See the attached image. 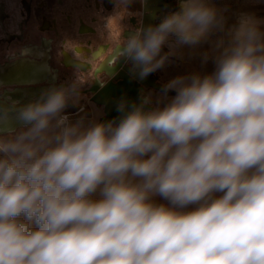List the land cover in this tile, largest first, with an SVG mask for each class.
Returning a JSON list of instances; mask_svg holds the SVG:
<instances>
[{
    "label": "clouds",
    "instance_id": "clouds-1",
    "mask_svg": "<svg viewBox=\"0 0 264 264\" xmlns=\"http://www.w3.org/2000/svg\"><path fill=\"white\" fill-rule=\"evenodd\" d=\"M177 5L113 55L144 81L208 45L206 70L109 120L73 119L75 84L0 101V264H264V18Z\"/></svg>",
    "mask_w": 264,
    "mask_h": 264
},
{
    "label": "flooded vegetation",
    "instance_id": "flooded-vegetation-1",
    "mask_svg": "<svg viewBox=\"0 0 264 264\" xmlns=\"http://www.w3.org/2000/svg\"><path fill=\"white\" fill-rule=\"evenodd\" d=\"M27 11L21 16V24L24 25L30 18H32L33 10L40 12L38 29L42 31H51L53 36H42L37 40V44L30 42V44H24L25 33L23 28L19 29L17 33V39L21 42L19 51L22 48L28 47L32 49V54L24 57L19 56L12 61L5 62L0 70V96L8 93L6 102L11 105V101H19L20 103H27L35 98H38L42 89H47L52 86H56L57 80L56 75L51 69L50 59L51 51H53V45L56 41V29H57V14H64V25L66 30L70 31L72 24L71 16L67 11L64 13L57 11V4L63 5L64 10H67V0H52V7L54 11H49L50 16L47 17L46 12L49 10L47 0H26ZM72 1V0H71ZM112 0H102L101 5L105 10H111L113 7ZM142 13L139 20V24H135L136 29L141 26H148L149 24H157V18L159 15H163V12L172 6L171 0H142L141 1ZM67 4V5H66ZM33 5V7H32ZM39 7V9L37 8ZM51 7V8H52ZM100 5L96 6L95 9H99ZM31 11V12H30ZM53 13V15H51ZM160 19H162L160 17ZM134 27V28H135ZM58 30V29H57ZM73 31V29H72ZM129 31H135L132 29H125L122 32V36L125 37ZM74 36L71 37L69 42L74 44L73 51L81 54V58H75L66 49L60 51V63L65 68L78 69L81 72L88 73L92 72L93 79L89 86L86 88L95 93L91 94L92 101L98 103L104 109L109 107L111 101L116 103L121 97H126L129 100H135L138 96L140 89H155L159 90L161 84L154 79L151 75L144 81L133 79L129 75V63L120 60L117 56L113 55L114 50L120 45V43H114L110 52L106 53V49L109 44L102 41L98 44V47L94 50H89V34L94 33V28L83 20H80L73 31ZM119 34V33H118ZM80 37V38H79ZM59 40L65 43L64 37H59ZM51 41V43H48ZM43 53V56L38 55ZM90 53V54H88ZM99 58V59H98ZM95 60L96 64L93 66L91 61ZM17 72L18 75H13ZM103 74L107 77L104 82H101L98 75ZM32 80L30 83H10L9 81L14 80ZM108 85L104 87L106 84ZM116 93L115 95H113ZM112 95V96H110ZM3 99V98H2ZM110 99V100H109ZM96 100V101H95ZM109 100V101H108ZM105 115V113H104ZM103 115V116H104Z\"/></svg>",
    "mask_w": 264,
    "mask_h": 264
},
{
    "label": "rangeland",
    "instance_id": "rangeland-1",
    "mask_svg": "<svg viewBox=\"0 0 264 264\" xmlns=\"http://www.w3.org/2000/svg\"><path fill=\"white\" fill-rule=\"evenodd\" d=\"M60 2V0H57ZM69 1V0H67ZM102 0H70L68 5L70 7L67 10H64L63 5L57 4V11L65 12L67 11L71 16L72 24L70 25L71 29L75 31L76 26L80 20L88 22L93 28L94 33L89 34V43L88 48L89 50H94L98 47V44L102 41L109 44L108 48L106 49V53L110 52L114 43H122L124 38L121 34L125 29H132L137 30L135 24H139V20L142 13V0H131L130 3H117L116 0H112L113 7L111 10H105L101 5ZM172 6H170L167 11L163 12V15H159L157 18V23L160 21V17L162 18L164 15L171 11H175L178 9L177 0H171ZM52 0H47L48 8L46 15L47 17L50 16L49 11H54L52 7ZM212 2L218 7L223 8L224 6H256V5H264V0H212ZM67 5V4H66ZM100 5V8L97 10L95 9L96 6ZM52 7V8H51ZM39 9V7H37ZM40 12L36 11V8L33 10L32 19L33 21H37L39 19ZM53 15V13H51ZM64 14H57V28L58 32L60 33L61 30H66V26L64 23ZM135 27V28H134ZM119 33V34H118ZM61 34H59L57 41L54 42L53 51H51V59H50V66L52 69L56 70L57 73V83L56 86L61 85H71L75 84L79 90L80 96L78 101L76 102L75 106H69L66 111L70 114H73V119H75V114L80 110L83 109V112L80 113L81 115H87L89 117H96L100 118L103 115L102 106L97 103H92L93 101L90 99L89 92H81L87 86L90 85L93 75L92 72L89 71L88 73H84L79 71L78 69L72 68H65L59 61L60 51L64 44L61 40H59ZM75 37V36H74ZM78 38V37H75ZM80 38V37H79ZM74 44L77 43L76 39H74ZM29 42V43H28ZM30 44V41L24 39V44ZM13 45V49L10 52H4L2 56H0V65L4 64L5 62L12 61L15 58L20 56V51L17 50L18 45H21V42L15 41ZM37 44V43H34ZM73 44V45H74ZM73 46L71 45V50L69 51L73 57L81 58V54L76 53L73 51ZM207 48V46H206ZM168 49L165 48L164 51ZM193 48L183 47L177 50L176 57L174 58V62L165 67V69L161 71H157L153 73L151 76L156 79L160 84L166 82L168 78L164 77L165 73L168 71L169 74H172L173 77L176 76L177 71L186 68H199L200 63L198 59L192 58ZM90 54V53H88ZM99 59V58H98ZM92 65L96 64L95 60L91 61ZM101 82H104L107 77L103 74L98 75ZM1 90V89H0ZM155 90V89H153ZM158 199V198H157ZM158 202H163L159 201Z\"/></svg>",
    "mask_w": 264,
    "mask_h": 264
},
{
    "label": "crops",
    "instance_id": "crops-1",
    "mask_svg": "<svg viewBox=\"0 0 264 264\" xmlns=\"http://www.w3.org/2000/svg\"><path fill=\"white\" fill-rule=\"evenodd\" d=\"M27 1L26 0H0V56L4 54V52H10V50L13 49V45H15V41H18L17 39V33L19 29L24 30L25 33V39H27L30 42L36 43L39 37L42 36H53V32L51 31H42L38 29L39 21H33L32 18H30L27 22H25L24 25L21 24V16L22 14H25L27 11V5L25 4ZM33 7V5H32ZM222 9H227V12H225V16L228 17V23L231 24L235 21L236 15L241 13V12H248V13H254L256 16L264 18V5H256V6H224ZM31 12V11H30ZM66 28V27H65ZM58 29V28H57ZM56 29V41L58 39L59 34L60 37H64L66 39L64 43V47L62 49H69L71 50V45L73 46L72 43H70L68 39H71V37H74V33L72 29L70 31L67 30H61L59 33L58 30ZM29 43V42H28ZM27 44V43H26ZM207 46V48H206ZM20 45H18L17 50H19ZM208 50V45H202L198 46L193 49V54L192 58L198 59V62L200 63L199 68H192L190 69L189 67L186 69H182L180 71H177L178 74H184V73H189L193 71H204L206 70L205 68L202 67L201 65V55L203 52ZM68 51V50H67ZM72 55V54H71ZM60 61V57H59ZM50 63V61H49ZM3 65V64H2ZM2 65H0V70ZM212 65L209 64L207 66V70H211ZM52 69V68H51ZM54 72V70L52 69ZM56 75V80H57V73L56 71L54 72ZM164 77L170 79L173 77L172 74H169L167 71ZM89 92L90 93V99H91V94L95 93V91L88 90L87 88H84V90H81V92ZM114 93L113 95H115ZM92 100V99H91ZM96 103V102H92ZM98 105V103H97ZM115 105V104H114ZM105 112H103L104 115ZM101 116L99 119H104L106 116V113L104 116ZM118 114L116 110L114 111V117H116Z\"/></svg>",
    "mask_w": 264,
    "mask_h": 264
},
{
    "label": "bare ground",
    "instance_id": "bare-ground-1",
    "mask_svg": "<svg viewBox=\"0 0 264 264\" xmlns=\"http://www.w3.org/2000/svg\"><path fill=\"white\" fill-rule=\"evenodd\" d=\"M16 74L18 75L17 72L13 73V75H16ZM9 82L10 83H30V82H34V81L25 79V80H14V81H9ZM7 96H8V93H5L3 96H0V101H3V104L6 107L10 106V104L7 103L6 102V99H5V98H7ZM110 96H112V95H110ZM106 109H107V111L105 112L106 113V116L102 120H109V119H112L114 117V111H115L114 102L111 101V103L109 104V107L108 108L106 107Z\"/></svg>",
    "mask_w": 264,
    "mask_h": 264
},
{
    "label": "water",
    "instance_id": "water-1",
    "mask_svg": "<svg viewBox=\"0 0 264 264\" xmlns=\"http://www.w3.org/2000/svg\"><path fill=\"white\" fill-rule=\"evenodd\" d=\"M108 85V83L104 86V87H106ZM95 95H97L96 93H95ZM92 98H94V97H92ZM96 101V100H95ZM97 102V101H96ZM107 111V109L105 108L104 109V112H106Z\"/></svg>",
    "mask_w": 264,
    "mask_h": 264
}]
</instances>
